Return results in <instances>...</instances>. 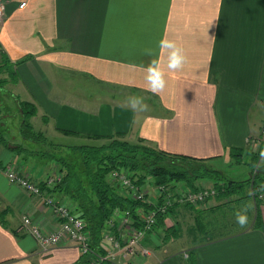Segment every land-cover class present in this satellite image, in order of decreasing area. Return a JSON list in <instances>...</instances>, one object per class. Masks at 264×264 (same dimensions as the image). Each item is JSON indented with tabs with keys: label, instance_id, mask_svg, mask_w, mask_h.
Returning a JSON list of instances; mask_svg holds the SVG:
<instances>
[{
	"label": "crops",
	"instance_id": "0c3cea01",
	"mask_svg": "<svg viewBox=\"0 0 264 264\" xmlns=\"http://www.w3.org/2000/svg\"><path fill=\"white\" fill-rule=\"evenodd\" d=\"M4 10L0 51L14 64L16 95L36 106L33 119L46 136L142 140L207 165L232 162L238 149L260 167L263 143L247 141L264 131V0H6ZM162 38L182 48V68L168 67ZM153 61L166 80L158 92L147 79ZM134 96L147 108H133ZM27 160L0 146V264H75L81 253L73 244L42 247L21 229L25 215L46 230L58 225L43 197L5 174L16 161L43 182L49 165ZM213 200L182 208L196 210V224L216 209ZM248 206L243 231L193 247L176 236L139 264H264V201Z\"/></svg>",
	"mask_w": 264,
	"mask_h": 264
},
{
	"label": "trees",
	"instance_id": "16d2710c",
	"mask_svg": "<svg viewBox=\"0 0 264 264\" xmlns=\"http://www.w3.org/2000/svg\"><path fill=\"white\" fill-rule=\"evenodd\" d=\"M13 66L6 54L0 51V75L6 74V78L0 79V88L5 83L14 82ZM17 105L21 117L18 135L22 141L9 143L0 132V146L12 151L22 161L33 155L54 162L58 169V181L50 189L45 188V180L37 184L46 193H56L69 202L76 215L85 222L93 251L103 253L100 249L103 232L111 227L110 222L114 217L127 212L130 225L142 228L139 211L144 212L150 208L148 204L133 200L121 192L119 186L110 180L113 170L129 173L133 184L139 186L150 179L156 186L181 182L188 189L196 190V182L208 180L215 188L216 198L237 195V201L241 202L250 197L247 189L264 191V178H259L258 181H255L256 177L244 181L229 180L220 171L209 168L204 160L158 151L142 140L129 142L113 136L101 140L104 142L100 145L53 144L41 131H36L31 123V119L37 115L36 106L19 100ZM62 149L74 154L73 159L59 153ZM230 156L234 162L239 163L242 152L238 149L231 150ZM169 165L177 166L171 168ZM251 165L255 166L256 162ZM255 182L259 184L256 185ZM254 196L256 204L264 201V195L260 192ZM170 211L171 209L166 214H157L153 231L163 227L164 219ZM196 224L201 225L200 219ZM75 264H92V261L88 256L81 255ZM100 264L110 263L102 261Z\"/></svg>",
	"mask_w": 264,
	"mask_h": 264
},
{
	"label": "built area",
	"instance_id": "2783aa9c",
	"mask_svg": "<svg viewBox=\"0 0 264 264\" xmlns=\"http://www.w3.org/2000/svg\"><path fill=\"white\" fill-rule=\"evenodd\" d=\"M5 4L6 0H0V26L5 17ZM259 141L257 137H250L247 142L253 145ZM14 162L6 168L5 174L8 180L30 194L43 197V204L51 209L58 223L55 229L46 230L37 225L31 217L25 215L22 217L21 229L32 235L42 247L59 246L62 243L73 244L81 255L90 256L92 264H100L102 261L113 264L112 260L117 256V253L122 257H134L137 254L147 255L148 250L143 248L141 242L146 233L153 231L157 214H166L176 204H186L192 207L202 206L216 194L214 187L203 181L195 183L196 190H190L186 186L180 190L176 184L159 185L152 189L157 191V194H151L147 188L134 185L129 173L113 170L110 174V180L119 186L121 192L133 200L148 204L150 208L144 212L139 211L140 221L143 224L142 228H135L130 225L127 212L118 214L116 217L121 220V223L110 222L111 227L103 232L100 243V249L103 253H100L91 248L90 236L86 230L85 222L76 215L69 202L66 199L54 198L49 192L44 191L45 194L43 195L30 173L19 168ZM257 166L258 164L255 165L253 174L256 172ZM58 179L59 175L47 177L44 181L45 188H52ZM122 226H125L127 230L123 241L117 234V232H121Z\"/></svg>",
	"mask_w": 264,
	"mask_h": 264
},
{
	"label": "rangeland",
	"instance_id": "374dc122",
	"mask_svg": "<svg viewBox=\"0 0 264 264\" xmlns=\"http://www.w3.org/2000/svg\"><path fill=\"white\" fill-rule=\"evenodd\" d=\"M3 78H6V74L0 75V79H3ZM20 99L21 98L16 95V90L13 87L12 82L5 83L3 84V87L0 88V132L7 138V140H9V143L22 141V139H20V136L18 135L21 117H20V114L17 108L18 107L17 100L21 101ZM32 120L34 121V128L36 129V131L42 132L43 129H42L41 121H35L32 118L31 123H32ZM46 137L49 138V140L53 144H59L63 146L100 145L102 142H104V141H98V140H89V139H85L81 137L80 138L79 137H69V136L65 137V136H60L57 133L53 134V136L52 134H50L49 137L48 136ZM257 139L260 140L259 141L260 143H263L262 144L263 147L261 148L263 149L264 148V133H262L260 138L258 136ZM59 153L71 159H73V156H74V154L72 153H68V152L66 153L64 149L60 150ZM257 154H260V152L258 151ZM28 157L40 159L38 156H33V155H30ZM243 157L245 158H243V160L241 159L239 163L234 162V161L230 163H226V162L210 163L208 164V167L211 169H218L225 178L229 180H233V181H244V180L249 179L250 177L252 178L256 177L255 181H258L259 178H264V154L261 153L257 157V162L260 163L261 161V165L260 167L259 165L257 166L256 172L254 174H253V171L255 169V166H252L250 162V160L252 161L254 157L251 156L250 153L248 152H246ZM17 160L18 158L16 159V161ZM43 160H45L46 164L49 165L50 172H49L48 177L53 176V175H58V172H57L58 169H57V166L54 164V162L46 160V159H43ZM27 161H24V162H27ZM165 165H167V163ZM173 166H177V165H169V167L171 168H173ZM25 171L27 173H31L29 170H25ZM151 181L152 180L148 179V182H146L142 186L145 187V189L147 188L148 190H150L151 194H157V191L152 190L154 189L156 185L152 183ZM203 182H205L209 186H212V182H209L208 180H203ZM255 183L256 185L259 184L258 182H255ZM173 184H176V186L180 190L184 188V185L181 182H176V183L171 182L169 183L168 186L173 185ZM262 185H264V182L262 183ZM246 192L247 194L250 195V197L249 199H244V200L242 199V202L241 200L237 201L239 197L237 195H233L232 197H217V198L213 196L212 197L214 198L213 201L218 203V206L215 207L216 209H212V210L209 209V213H206V215L205 213H203L200 216L198 215L200 217L201 225H197V226L195 222L193 221V218H194L193 212H196V210L192 211L190 210V208L189 209L182 208V207H187L186 204L174 205L173 207L170 208L171 211H173L172 214L170 215L172 220L166 221V223L163 224V227L158 228L157 231L156 230L152 231L153 232L152 239L151 240L149 239L148 242H146L147 241L146 238L147 239L149 238L148 233L144 235V238L142 239V241L146 244L148 248L144 245H143V248H146L148 250L147 255L137 254L134 257H122L121 255L117 253L116 254L117 256H115V258L112 260V263L113 264H139L138 260L140 261L141 258L148 256L151 252V249H154L157 244L167 245L172 240H175L176 236L182 237V240L178 241L179 245H182L184 242H186L190 247H193V246H197L202 243H205V242L212 241L220 237H224V236H227L233 233L243 231L244 229L247 228L249 224L248 219L250 217L247 215V222L241 225L238 223L236 219V213L243 212L244 210L249 209L248 204L250 203L253 204V202H255L254 201L255 193L260 192L262 195H264V191H262L261 189H256V188H254L253 190L247 189ZM53 197L57 199L60 198V197H55V196ZM177 206L182 208L181 211L175 212L174 209ZM199 207L201 206H197L193 208L197 209ZM202 211L203 210H200L199 213L201 214ZM112 223L120 224L121 220L118 217H114L112 219ZM120 230L121 232H117V234H119L120 240L123 241L125 239L127 230L125 226H122ZM88 257L90 258V256Z\"/></svg>",
	"mask_w": 264,
	"mask_h": 264
},
{
	"label": "clouds",
	"instance_id": "9594fccd",
	"mask_svg": "<svg viewBox=\"0 0 264 264\" xmlns=\"http://www.w3.org/2000/svg\"><path fill=\"white\" fill-rule=\"evenodd\" d=\"M159 45L163 49L170 50L168 52L169 68L180 69L183 67L186 57L183 54L182 48L174 40L162 38L159 41ZM147 79L150 82L151 90L153 92H158L165 87L166 80L164 78V74L162 70L156 65V61H153L152 65L149 66ZM129 102L133 108H139L141 110L147 108V104L144 102L143 97H131ZM236 219L239 224H245L247 222L246 210L243 212H237Z\"/></svg>",
	"mask_w": 264,
	"mask_h": 264
}]
</instances>
